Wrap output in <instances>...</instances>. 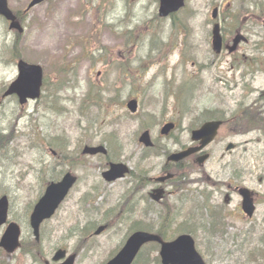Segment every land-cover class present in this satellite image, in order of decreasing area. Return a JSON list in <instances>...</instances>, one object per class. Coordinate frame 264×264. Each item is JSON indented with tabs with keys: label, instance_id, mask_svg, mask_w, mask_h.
<instances>
[{
	"label": "rangeland",
	"instance_id": "374dc122",
	"mask_svg": "<svg viewBox=\"0 0 264 264\" xmlns=\"http://www.w3.org/2000/svg\"><path fill=\"white\" fill-rule=\"evenodd\" d=\"M7 1L9 9L22 13L31 0ZM187 1L186 8L173 17L157 20L156 0H47L26 13L20 36L8 30L0 18V197L8 196L10 219L21 226L23 242L32 239L29 205L38 199L45 182L59 179L63 171L78 178L53 219L41 227L46 261L58 248L72 253L80 237L70 236L69 231L105 220L103 213L116 204L119 185L124 187L102 180L104 160L99 156L84 158V145H104L115 161H126L131 168L147 167L155 174L160 159L139 162L140 156L146 155L137 141L143 131L150 130L153 139H158L162 124L171 120L178 125L176 134H187L204 110L219 107L230 113L238 105L258 102L255 99L264 93V38L251 39L240 52L259 56L262 71L257 63L228 71L229 58L215 57L210 48L209 6L214 0ZM254 1L232 0V4L252 11ZM257 3L264 5V0ZM259 32L263 36L262 30ZM254 45L261 47L260 52ZM15 52L44 71L40 98L24 106H19L15 97L1 98L17 77ZM131 98L139 100L135 115L125 109ZM248 124L245 130L250 129ZM251 128L249 136L215 140L209 148L210 160L201 171L190 165L183 180L192 185L185 191L189 193L204 187L201 180L206 177L214 181L218 176L223 180L241 176L245 186L259 192L252 222L234 209L238 203L234 198L225 211L235 217L223 221L227 232L222 236L201 233L198 227L205 220L191 221L198 250L215 264H262L252 262L254 255H243L264 251V138L255 135L256 127ZM163 142L169 147V141ZM227 143L235 145L228 152ZM97 193L94 206H104L101 213L95 215L91 208L83 207L85 215L81 197ZM175 206L181 214L178 220L186 219L189 202L179 195ZM112 218L113 214L107 219ZM233 224L240 231L236 256L237 248L230 242ZM128 226L115 225L91 239L93 249L79 250L75 264H103L121 245ZM20 252L9 258L0 255V264H40L34 253L26 257Z\"/></svg>",
	"mask_w": 264,
	"mask_h": 264
},
{
	"label": "flooded vegetation",
	"instance_id": "af4514ba",
	"mask_svg": "<svg viewBox=\"0 0 264 264\" xmlns=\"http://www.w3.org/2000/svg\"><path fill=\"white\" fill-rule=\"evenodd\" d=\"M217 2H219V5L216 4ZM214 9L217 10V18L216 21L210 19V25L213 27L215 24H219V33L222 39V52L215 57L222 58L225 56L229 58L228 71L234 70L240 66L250 67L252 63H257L259 70L262 71L263 62L259 56L252 57L253 55H250L249 53H240L241 51H245L244 47L249 44L251 39L256 38L257 41H263L260 38V33L256 31L257 29H262L263 19L260 15L255 14L258 8L251 7L254 11L253 14H250L249 10L244 6H233L232 0H214L209 6V10L213 11ZM250 19H252V21H250ZM209 36L211 41L212 30L211 33H209ZM236 36H242L246 40L244 41L241 39L243 42L240 43L239 41L240 44L238 43L235 52L228 53L229 48L233 43V39ZM254 47H257L258 52H260L261 47L259 45H254ZM248 75L251 76L250 73H248ZM235 88H237V86H235ZM255 100H258V102H254L252 105H238L236 112L232 113H228L224 108H216L212 122H221V126L217 132L215 140L222 139L224 141L227 137L249 136L250 133L247 131L244 132L242 129L237 130L228 127L233 126L242 115L247 117H249L250 114L251 117L256 116L260 119L262 126H264V93L259 96V99ZM239 110H243V112H240ZM203 122L204 121L200 122L199 127ZM164 124H167V122ZM171 124L172 132L166 135H159L160 138L158 139H153V149H143V152L146 155L140 156L139 158L141 164L150 163L153 159L161 160V164L155 175L153 171L147 167L142 168L140 166H132L133 168H131L126 161L117 160L118 163H124L129 168L128 173L122 179L116 181L124 185V187L119 185V193L115 204V221L118 223V226L122 225L125 221H130L133 222L135 226L140 225L142 227L152 228L154 221L160 222L162 217L166 215L167 218L171 217L172 221L178 222H183L188 219H191V221L198 219L200 222L205 220V222L200 223L198 227L200 232L207 234L212 238L219 237L227 232L226 224L223 221H225L226 218L235 217L234 214L230 215L225 211V209L229 208L233 203L234 198L238 200L234 209L236 208L240 216L242 215V217H245L241 207L242 199L238 193V189L243 187L249 189L252 193V200L254 203L253 216L251 219L245 217L249 222H252L256 217L258 210L257 197L259 198V192L251 188L252 191L245 186L244 183L240 181L241 176L239 178L231 176V178L227 180H223L218 176L214 181L211 178L206 177V180H201V184L204 187H196L195 189L190 190L189 193L185 192L190 189V186H192L188 185L186 187V184L183 181L187 174V168L190 165L195 164L196 159L203 153L208 154L210 158L212 153L208 151L210 147L208 146L205 152H202L198 156L177 162L172 161L171 157L173 155L196 145H192L190 142L191 133L176 134L175 132L179 130L178 125L174 121ZM258 131L259 132L255 133V135L264 138V128L261 127ZM182 137H187L188 140L182 141ZM163 141H169V147L168 144ZM257 141H260V139L257 138ZM108 164L109 161L104 158V168L108 167ZM201 170L202 167H198L197 171ZM171 175L172 178L167 180V177ZM161 179H164V181L160 182ZM55 181L56 179H53V182ZM155 192H159L158 196L161 197V201L154 202L153 196L157 195ZM88 195L89 194H85L81 197L79 203L90 201ZM179 195L182 196L183 201H188L189 205L191 203L193 205V211L191 214L187 213L189 211V208L187 207L185 214L186 219L182 220H178V217H180L181 214L175 206ZM95 196L96 195H93V197ZM155 207H158L159 210H156ZM191 221L181 225L177 230L181 231L178 232V234L185 233L194 236L197 245L198 238L196 235V228H194ZM205 223L207 224L205 225ZM172 226L173 225H170V227ZM233 226L235 231L231 236L230 242L237 248V251L234 254L236 256L239 253L240 231L237 229L238 227L236 225L233 224ZM155 227L157 231L156 234L159 236L164 235V223L157 224ZM198 252L201 254L199 250ZM243 255H254L256 260L252 262L258 263V261H261L262 264H264V251L252 250ZM232 256L233 255L230 254L229 258ZM202 257L205 260L208 259L206 260L207 262L205 261L207 264H215V262L207 257L206 254Z\"/></svg>",
	"mask_w": 264,
	"mask_h": 264
},
{
	"label": "water",
	"instance_id": "95a60500",
	"mask_svg": "<svg viewBox=\"0 0 264 264\" xmlns=\"http://www.w3.org/2000/svg\"><path fill=\"white\" fill-rule=\"evenodd\" d=\"M45 0H32L28 6V9L42 3ZM159 16L167 17L169 14L178 11L184 5V0H159ZM0 16H2L7 22H9V30H15L18 33H22L19 22L16 17L8 9L7 0H0ZM214 16V15H213ZM218 27L214 28V39L213 48L216 52H219L221 46L220 37L217 34ZM237 39L234 45H236ZM18 77L9 86L8 90L4 96H9L15 94L20 104H25L27 99H37L40 94V88L42 85V70L39 66L28 65L23 61L17 63ZM128 109L131 112L136 110V102L131 101L128 103ZM219 127V123L211 122L203 125L199 130L194 131L193 141L200 142V147L189 149L185 152L178 154L172 159H183L198 151H200L204 146H206L216 134ZM169 126L163 129V132H167ZM141 142L149 145L148 133L145 132ZM98 152L105 153L102 147L98 148H85L84 154H96ZM205 160V157L201 158L198 162L199 164ZM125 171V167L122 165H112L110 170L103 174V178L108 181H114L122 175ZM75 182V179L70 175H66L61 183L58 185H51L45 192L43 198L34 208L32 213L30 224L33 230L35 239L38 241V231L39 225L45 219L51 217L59 203L66 196L68 190ZM244 196V209L246 211L250 210V200L248 193L243 191ZM7 198L2 197L0 199V226L5 224L7 219ZM105 227H100L96 234L101 233ZM19 238V228L15 224H10L4 234L0 239V248L5 250L7 253H13L18 247ZM148 242H157L161 245L160 258L162 264H203L199 256L196 254L193 248V242L191 238L187 236L179 237L172 243H164L158 236L146 234V233H136L131 236L122 250L118 255L112 259L107 264H131L134 260L136 254L138 253L141 246ZM65 252L59 251L54 256L53 260L58 261L64 257ZM75 256H71L64 264H72Z\"/></svg>",
	"mask_w": 264,
	"mask_h": 264
},
{
	"label": "trees",
	"instance_id": "16d2710c",
	"mask_svg": "<svg viewBox=\"0 0 264 264\" xmlns=\"http://www.w3.org/2000/svg\"><path fill=\"white\" fill-rule=\"evenodd\" d=\"M17 15H18V18L20 19V18H21L20 15H19V14H17ZM14 47L17 48L16 43H14ZM14 57H15V59L19 58V55L17 54V52L14 53ZM252 125H253V123H250V124H249V126H252ZM36 246H37V245H35V247H36ZM147 251H148V250H143V251L139 254V256L137 257V259H136V261H135L134 264H146V263L149 261V256H148ZM154 260H155V262H156V259H154Z\"/></svg>",
	"mask_w": 264,
	"mask_h": 264
}]
</instances>
